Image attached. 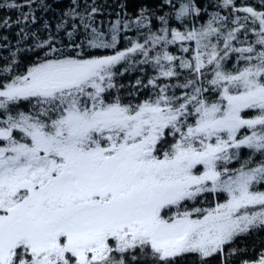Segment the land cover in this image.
Masks as SVG:
<instances>
[{
    "label": "snow or ice",
    "instance_id": "1",
    "mask_svg": "<svg viewBox=\"0 0 264 264\" xmlns=\"http://www.w3.org/2000/svg\"><path fill=\"white\" fill-rule=\"evenodd\" d=\"M0 9V264H264V0Z\"/></svg>",
    "mask_w": 264,
    "mask_h": 264
},
{
    "label": "trees",
    "instance_id": "2",
    "mask_svg": "<svg viewBox=\"0 0 264 264\" xmlns=\"http://www.w3.org/2000/svg\"><path fill=\"white\" fill-rule=\"evenodd\" d=\"M63 2L66 3L67 0H63ZM138 2H139V0H130V4H132V5H135ZM128 10L129 11H133V7L130 6ZM5 15L11 16L13 19H15V17H16L15 11L8 12V11H6L4 9H0V18H2ZM15 31H16V27L15 26H13V28L10 31L9 30H5L3 28H0V35L7 34L14 41L15 40ZM0 51H3V50H0Z\"/></svg>",
    "mask_w": 264,
    "mask_h": 264
}]
</instances>
